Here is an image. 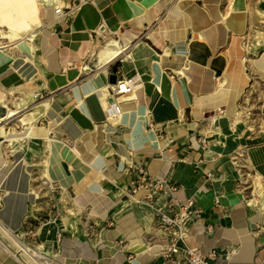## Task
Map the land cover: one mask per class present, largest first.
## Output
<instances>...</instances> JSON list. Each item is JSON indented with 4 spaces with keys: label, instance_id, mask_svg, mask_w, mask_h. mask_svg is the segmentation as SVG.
I'll use <instances>...</instances> for the list:
<instances>
[{
    "label": "crops",
    "instance_id": "obj_1",
    "mask_svg": "<svg viewBox=\"0 0 264 264\" xmlns=\"http://www.w3.org/2000/svg\"><path fill=\"white\" fill-rule=\"evenodd\" d=\"M233 2L111 0L100 9L95 0L81 6H77V0H72L70 7H75L62 15L63 23L57 30L51 31L52 42L44 53L48 58L49 69L62 71L64 64L79 63L89 54L86 44L91 39L97 37L102 41L120 33L132 36L130 49L139 48L140 55L128 58L127 63L123 59L113 66L111 63L108 81L112 73L120 78L132 75L151 78L159 60L162 70L176 83L175 87L162 90L143 87L137 93L141 107L147 106L150 110V122L146 126L150 128L152 125L159 139L174 136V140L162 153L143 154L134 157L137 158L134 161L145 163L144 166L151 173L149 168L153 158H162L159 172L151 174L169 177L177 186L174 195L179 199H195V207L200 208L201 213L188 225V235L184 239L187 246L197 247L203 254L216 248L221 254L216 259L217 264H264V219L261 214L264 211V198L260 195L262 198L258 196L257 204H247L248 197L254 195L250 189H246L243 179H240L232 165L235 153L242 148L243 158L238 161L247 164L243 171L247 174L252 172L264 180V130L253 132L240 110L241 100L251 82V72L246 65L250 58L245 57L251 51L242 46L243 34L234 33L224 19ZM179 3L187 9H194L197 5L204 15L187 12L188 15L184 12L171 16V10ZM70 7H64L65 11ZM250 23L251 16L244 35L249 34ZM161 25H166L168 35L158 38L157 43L149 33ZM46 28L48 26L43 30ZM98 29H101V33ZM82 31L88 32L90 38H84L78 47L63 42V38L68 35ZM249 62L259 71H264V68ZM184 65L189 67V77L186 78L177 72ZM211 73H214L212 85L207 83V76ZM76 81L63 88L70 87ZM81 87L80 94L85 96ZM72 98L74 103V92ZM237 113H241L244 119L235 123ZM213 117L216 118L215 123L211 122ZM193 122L198 124L195 131L175 134L182 130L181 126ZM80 126L82 133L78 140L66 132L60 138L66 148H77L84 159L91 161L96 156L94 145L98 152L101 145H98L97 136L95 141L89 138V134L94 132L90 127ZM118 127L116 132L123 135L132 130L122 124ZM215 127H219L221 132L213 131L207 135L210 128ZM204 134L208 136L205 145L201 140ZM73 156L71 153L67 157L72 164L65 163L62 175L51 168L50 178L44 179L50 186L56 183L62 193L66 191L71 195V199L78 193L87 192L96 201L95 204L89 202L85 207V237L81 238L74 229L75 219L68 212L63 215L58 213L55 219H62L65 223L58 229L57 236L53 230L41 231L43 224L52 221L48 217H53V211L46 205L47 213H41L42 207L37 209L30 203L33 214L23 216L21 225L13 230L14 235L32 250L42 252L50 264H176L165 256L167 237L156 228V216L152 208L146 202L135 201L130 195L132 179L138 177V172L127 168L123 178H115L112 182L117 185V189L112 196L106 189L95 190L91 187L93 183L102 181L103 177L85 161L74 159ZM117 163L120 165V161ZM76 166L81 167L82 171L74 170ZM93 211L94 219L88 220L87 213ZM41 215L47 217L43 222L39 219ZM0 223L10 228L6 222ZM246 235L251 237L253 244L250 260L241 255L235 256V252L243 249ZM138 241L143 244V248L134 247ZM231 250L234 252L225 257L226 251ZM0 264H29L23 258L22 250L15 249L2 233Z\"/></svg>",
    "mask_w": 264,
    "mask_h": 264
},
{
    "label": "bare ground",
    "instance_id": "obj_2",
    "mask_svg": "<svg viewBox=\"0 0 264 264\" xmlns=\"http://www.w3.org/2000/svg\"><path fill=\"white\" fill-rule=\"evenodd\" d=\"M71 1L0 0V81L2 83V88H0V203L4 202L3 208L0 209V221L10 225V228H6L0 223V233L15 249L22 250V256L29 264H50L42 252L32 250L13 233V230L21 225L25 214H33L29 203L40 209V204L50 199L40 196L32 184L33 172L36 168L41 171L44 178H50L51 168L58 175H62L65 163H71L67 157L73 153L74 159L85 161L93 171L103 177L102 181L93 183L91 187L95 190L106 189L114 196L117 185L112 181L115 178H123L127 174V165L134 162L136 153L147 155L162 153L163 149L174 140V136L161 140L158 138L155 128L146 126L150 122V110L147 106L141 107L137 91L120 92L114 95L115 104L120 111L119 118L114 119L115 114L111 112L114 109H109L111 104L109 97L112 93L110 92L111 83L108 81V74L111 63L117 58H121L124 63H127L128 58H136L140 55L139 48L130 49L129 43L132 41V36H127V34L123 36L116 33V35L107 37L105 41L91 39L86 44L87 52L96 56L99 69L84 82L82 87L85 96H81L80 88L75 84L73 85L76 97L74 103L63 106L56 98H52L49 102L39 103L30 108V104L36 101L38 92L46 88L55 92L76 81L80 76L82 68L70 66V64H64L63 72L56 68L49 69L48 58L44 53L52 42L51 31L57 30V27L63 23L62 15L56 13V9L70 7ZM110 1L95 0V3L102 9ZM184 12L204 15L197 5L194 6V9L192 7L187 9L184 4L179 3L171 10L173 14L171 16L181 15ZM254 12L264 22V9H254ZM250 16L251 9L248 1L234 0L224 19L234 33L243 34L244 37ZM45 26L48 28L43 30ZM98 31L101 33V29ZM149 35L159 43L158 38L168 35L166 25L159 26V29L150 32ZM84 38H90V34L86 31L68 35L63 38V42L69 46L78 47ZM256 46L264 49L261 41H258ZM183 47L181 46V48ZM181 52L183 53V51ZM249 60L258 68H264V50L257 53L256 58ZM188 71L189 67L184 65L177 72L186 78L189 77ZM139 78L140 88L156 87L162 90L176 85L162 70L159 60L156 62L153 77L141 75ZM213 78L214 73L208 74L207 83L212 85ZM5 88L13 96L12 105L6 96ZM41 117H47L48 124L46 126H39ZM243 119L241 113H237L235 123ZM16 122L19 123V126L15 125ZM211 122L215 123L216 118H211ZM10 124H14V126ZM81 124L94 131L89 134V136L91 135L89 138L95 141L97 136L98 145L100 144L102 147L98 148L100 152L98 154L94 145L96 156L91 161L84 159L77 148H71V150L66 148L60 138L66 132L78 140L82 133ZM119 124L132 129L125 134L122 140L114 135L119 129ZM197 126V122L183 125L181 126L182 130L175 134H181L187 130L193 132ZM170 128L173 129V127ZM210 131L207 134L213 131L221 132L219 127L210 128ZM38 139H42L43 142L41 147L35 150L34 147L29 146V142ZM4 147L10 148L12 152L14 157L12 164L8 158L4 157L7 155L4 152ZM27 147L32 149V152L26 150ZM115 153L120 157V165L116 164ZM38 157H41L42 161L36 164ZM162 164V158L154 157L149 168L151 173L157 174ZM232 165L233 169L237 170L238 176L242 177L238 161L234 159ZM75 169L82 171V168L78 166ZM244 178L247 179V175ZM254 181L256 187L253 190L254 197L251 199V203L257 204L258 196L261 195L264 198V180L257 175ZM62 187L66 189L65 185ZM61 199L72 205L70 210L75 218L74 229L79 232L81 238H84L85 207L89 202L95 204L96 201L87 192L78 193L76 197L69 200L67 192L64 191ZM94 212L87 213L88 220L94 219ZM261 214L264 219V211ZM64 225L62 219L52 220L43 224L41 231L53 230L54 235L57 236L58 229ZM134 247L141 249L143 244L138 241ZM252 253V240L249 235H246L243 249L240 252H235V256L240 257L241 255L250 260Z\"/></svg>",
    "mask_w": 264,
    "mask_h": 264
},
{
    "label": "rangeland",
    "instance_id": "obj_3",
    "mask_svg": "<svg viewBox=\"0 0 264 264\" xmlns=\"http://www.w3.org/2000/svg\"><path fill=\"white\" fill-rule=\"evenodd\" d=\"M248 1H249L250 9H251V23H250V26L248 28L249 34L245 35L244 38L242 39V46L246 47L249 51H251L250 52L251 54L245 55V57H247L249 59V58L257 57V53H260L261 51L264 50V49H261L260 46H256L257 42L261 41V43H263V47H264V22H262V20L260 18H258L256 16V13L254 12V9H264V0H254V1H252L253 3L251 2V0H248ZM95 38L97 39V37H95ZM106 38L103 39L102 41H105ZM56 45H57V43H56ZM256 49H257V53H255ZM249 61L250 60L246 61V65H247V68L249 69V71L251 72V82L248 85L247 90H246V92L243 95V98L241 100V109L240 110L242 111V114L244 116H246L245 119L247 120L248 125L251 127L252 131L256 132L258 130V133H259L260 130L261 131L264 130V71H261V70L259 71ZM71 65L72 66L74 65L78 68H82V70H81L82 75L76 81V83L72 84L70 87H66V88L57 90L55 92H51V90L49 88H46V89L42 90L41 92H38V96L36 97V101L32 102L30 104V108L32 106H35L36 104H39V103L49 102L52 100V98H56L63 106H68L69 104H71L74 101V98H72L73 97V91H72L73 85L76 84V85L81 87L84 84V82H86L88 80V78L98 70L97 69L98 68V60H97L96 56L92 55L90 52H89V54H87V56H85V58L83 57L81 62L72 63ZM62 70H63V68H62ZM1 85H2V83L0 81V88H2ZM81 90H82V87H81ZM4 91L7 93L6 96H7L8 100L10 101V105H12L11 99H13V96L11 94H9L7 88H5ZM16 95H18V94L16 93ZM21 107L23 108V106H21ZM38 124L40 127L46 126L48 124L47 117H41ZM10 125L14 126V124H10ZM15 125L19 126V123L16 122ZM114 135L116 137L120 138L121 140L125 136L121 132H116V134H114ZM263 135H264V133H263ZM42 142H43L42 139L30 140L29 146L34 147V149L37 150L36 148H40ZM98 148L101 149V147H98ZM26 150H29V152H32V149H29V147H27ZM4 152H5V154H7L4 157L8 158L10 160L9 161L10 164H12V159H14V157L12 156V152H11L10 148L4 147ZM99 153L100 152H98V154ZM240 154H243L242 148L238 149V151H237V153H235V157L233 159L243 158V156H241ZM141 155H143V153H138V154L136 153L134 155V157H138ZM115 156H116V164L119 165L117 162L120 161V157L117 154H115ZM134 159H137V158H134ZM41 161H42L41 157H38L36 159V164L40 163ZM236 161H238V160H236ZM238 163L240 165H242L241 162H238ZM145 166H146V164H145ZM243 167L246 168V166H243ZM242 172L244 173L243 176L240 177V179H243L242 183H244V185L246 186V189H251L250 191L254 190L256 187V182L254 181L255 176L252 174V172H249L248 174L244 171H242ZM246 175H247V179L244 180V177H246ZM32 180H33L32 184L37 189L40 196L50 198L49 202L45 201L43 204L42 203L40 204V207H42V209H40L41 213H47L46 212V205L48 207H50V209H52V211H53L52 212L53 217H48L50 220L51 219L52 220L57 219L56 217H57L58 213H62V215L65 212L71 213L70 209L72 208V206L66 204L65 200L63 201L61 199L62 194H63L62 189L59 188V186H57L56 183L52 186L46 184L47 182H45V179L42 176V173L38 168H36L34 170ZM67 195H68L69 200H70L71 195L69 193H67ZM3 205H4V202L0 203V208ZM64 206H66V207L64 208ZM262 209H264V208H262ZM54 210H55V212H54ZM71 215H73V214L71 213ZM44 218H47V217L41 215L39 219L41 222H43ZM73 219H75L74 216H73Z\"/></svg>",
    "mask_w": 264,
    "mask_h": 264
},
{
    "label": "built area",
    "instance_id": "obj_4",
    "mask_svg": "<svg viewBox=\"0 0 264 264\" xmlns=\"http://www.w3.org/2000/svg\"><path fill=\"white\" fill-rule=\"evenodd\" d=\"M94 0H77V6H81ZM75 6H72L65 11V8L58 7L56 13L66 15ZM121 58H117L112 62V66L117 64ZM140 78L138 75L127 77H117L116 83H111L109 97L111 101L109 109L115 114V118H119V109L115 104L114 95L118 93H130L137 91L140 88ZM106 122L111 121L106 120ZM120 125V124H119ZM152 127V125H150ZM208 135V134H207ZM207 135H203L202 143H207ZM243 156V154H240ZM238 160V159H235ZM240 162V161H238ZM242 163V162H241ZM239 164V163H238ZM247 164H239V170L244 174L243 166ZM129 171H137L138 177L133 178L131 182V196L138 202H146L153 210L156 216V228L161 231V235L167 237V246L165 256L173 259L176 264H217L216 259L221 255L216 248L211 249L208 253H201L197 247L187 246L184 242L188 235V225L193 218L200 215V208L195 207L196 201L194 198L179 199L174 195L177 186L169 177H157L149 173L143 163L134 161L127 166ZM251 190V189H250ZM253 193V190L251 191ZM253 197V196H252ZM252 197H248L247 204L251 205ZM234 251H226L225 257H229Z\"/></svg>",
    "mask_w": 264,
    "mask_h": 264
},
{
    "label": "water",
    "instance_id": "obj_5",
    "mask_svg": "<svg viewBox=\"0 0 264 264\" xmlns=\"http://www.w3.org/2000/svg\"><path fill=\"white\" fill-rule=\"evenodd\" d=\"M116 81H117V75L116 74H114V73H112L111 75H110V83H112V84H114V83H116Z\"/></svg>",
    "mask_w": 264,
    "mask_h": 264
}]
</instances>
